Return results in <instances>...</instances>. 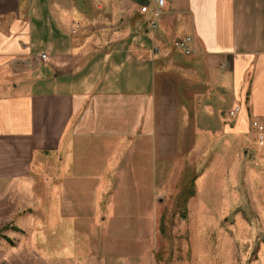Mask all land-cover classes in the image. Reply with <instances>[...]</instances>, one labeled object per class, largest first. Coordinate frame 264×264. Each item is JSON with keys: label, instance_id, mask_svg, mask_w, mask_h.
<instances>
[{"label": "crops", "instance_id": "1", "mask_svg": "<svg viewBox=\"0 0 264 264\" xmlns=\"http://www.w3.org/2000/svg\"><path fill=\"white\" fill-rule=\"evenodd\" d=\"M164 1L0 0V193L57 159L106 183L102 214L110 184L187 161L198 135L264 138V0Z\"/></svg>", "mask_w": 264, "mask_h": 264}, {"label": "rangeland", "instance_id": "2", "mask_svg": "<svg viewBox=\"0 0 264 264\" xmlns=\"http://www.w3.org/2000/svg\"><path fill=\"white\" fill-rule=\"evenodd\" d=\"M256 124L230 141L198 135L187 161L166 169L151 161L139 182L110 184L102 214L95 204L106 183L74 177L76 169L62 177L51 160L41 175L0 193V264H264V138Z\"/></svg>", "mask_w": 264, "mask_h": 264}, {"label": "built area", "instance_id": "3", "mask_svg": "<svg viewBox=\"0 0 264 264\" xmlns=\"http://www.w3.org/2000/svg\"><path fill=\"white\" fill-rule=\"evenodd\" d=\"M165 1L164 0H157V4H158V10L155 14L156 18H159L160 15L162 14V9L164 6ZM147 8H143V12H146ZM157 24L154 22L152 23V27L156 28ZM193 38L192 37H184V38H179L175 41L174 46L176 49H179L181 51H183L186 55H190V54H194V50H193ZM42 59H46V55H42L40 56ZM236 110L233 111L231 114H235L240 112V107L235 108ZM257 125V124H256Z\"/></svg>", "mask_w": 264, "mask_h": 264}]
</instances>
